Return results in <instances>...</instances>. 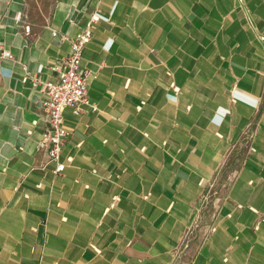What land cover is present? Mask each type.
I'll use <instances>...</instances> for the list:
<instances>
[{
    "label": "crops",
    "instance_id": "1",
    "mask_svg": "<svg viewBox=\"0 0 264 264\" xmlns=\"http://www.w3.org/2000/svg\"><path fill=\"white\" fill-rule=\"evenodd\" d=\"M94 13L55 173L22 78ZM0 43V264H264V0H0Z\"/></svg>",
    "mask_w": 264,
    "mask_h": 264
},
{
    "label": "built area",
    "instance_id": "2",
    "mask_svg": "<svg viewBox=\"0 0 264 264\" xmlns=\"http://www.w3.org/2000/svg\"><path fill=\"white\" fill-rule=\"evenodd\" d=\"M99 17L92 14L84 29L73 37L52 31V35L60 40H67L70 44V52L67 56L56 59L49 69L55 73L53 81L42 82L36 74L26 72L22 80L31 82L36 87L43 85L41 99V121L43 123L41 138L37 142V148H45L48 161L55 164L54 172L61 173L65 164L60 161L62 146L69 130L64 125L63 113L70 108L74 115L82 113L84 106L89 105L88 86L89 79L95 77V73L81 67L82 53L85 45L90 41L92 30ZM20 20V15L16 21ZM25 33H29V25H24ZM6 60H15L13 53L0 43V73ZM36 120L32 121L35 125Z\"/></svg>",
    "mask_w": 264,
    "mask_h": 264
},
{
    "label": "rangeland",
    "instance_id": "3",
    "mask_svg": "<svg viewBox=\"0 0 264 264\" xmlns=\"http://www.w3.org/2000/svg\"><path fill=\"white\" fill-rule=\"evenodd\" d=\"M230 158L231 159H229V163H228V175H227V177L225 176V179L224 180H226L228 183L230 182V179H231V176L233 175L232 174V170L234 169V168H236V164L235 163H230V160H231V162H233V158L230 156ZM230 164V165H229ZM225 165H227V162L225 163ZM224 165V166H225ZM219 174V173H218ZM216 183V182H215ZM215 183L214 184H212V188H214V186H215ZM214 185V186H213ZM192 233L190 232V231H187L186 232V234H185V237L182 239V241H181V249H180V254H179V257H180V259L179 260H183V258L184 257H186V251H187V245H188V241H189V236L191 235ZM186 259V258H185ZM186 261V260H185Z\"/></svg>",
    "mask_w": 264,
    "mask_h": 264
}]
</instances>
